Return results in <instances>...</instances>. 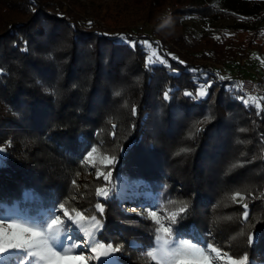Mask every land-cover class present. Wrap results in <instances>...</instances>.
Wrapping results in <instances>:
<instances>
[{
  "label": "trees",
  "instance_id": "1",
  "mask_svg": "<svg viewBox=\"0 0 264 264\" xmlns=\"http://www.w3.org/2000/svg\"><path fill=\"white\" fill-rule=\"evenodd\" d=\"M242 1L264 19V0ZM86 2L0 0V219L38 223L60 203L91 216L99 200L98 240L121 246L112 253L119 264H145L152 221L123 212L128 198L115 193L130 187L149 210L188 204L181 224L197 231L182 239L200 235L199 243L212 240L234 258L247 252L251 264L264 262V92L245 104L238 79L218 68L251 53L264 59L263 32L185 30L187 17L235 16L221 0ZM120 37L151 42L170 67L146 69L149 50ZM206 82L204 98L184 95ZM92 146L95 168L82 163ZM181 148L190 151L177 154ZM97 169H110L111 183ZM101 187L113 190L110 199L96 197ZM237 191L247 197L248 221L231 199ZM241 232L257 234L256 246Z\"/></svg>",
  "mask_w": 264,
  "mask_h": 264
},
{
  "label": "snow or ice",
  "instance_id": "2",
  "mask_svg": "<svg viewBox=\"0 0 264 264\" xmlns=\"http://www.w3.org/2000/svg\"><path fill=\"white\" fill-rule=\"evenodd\" d=\"M120 39L125 40L132 48H135L139 43L149 50L145 53L146 69H150L156 64L170 67L158 50L152 48L151 42L128 40L127 37H120ZM173 59L176 58L173 57ZM180 63H183V61H180ZM173 71L178 70L173 69ZM192 71L198 70L194 69ZM210 87L211 82H206L195 93L186 90L184 95L202 99L208 95L207 88ZM239 87L242 89V85ZM45 90L50 94L56 93L55 88ZM173 91L172 88L166 89L163 93V99L170 100ZM116 94L119 95L120 93L117 92ZM240 99L245 104L249 101L257 102L255 97H240ZM257 107H259L258 103ZM132 114L136 115L135 107L132 108ZM113 127L115 128V125ZM200 131L202 129H196V132ZM188 151L190 149L181 148L177 154ZM96 152L97 147L92 146L86 152L82 163L95 168L96 164L93 162L92 157ZM3 154L4 150L0 149V159L3 158ZM116 160L115 156L105 155L102 157V161H107L108 164L114 165ZM236 166L232 165V167ZM101 177L104 181L111 183V170L109 169L105 174L97 169L96 178L99 180ZM73 184L75 185L76 182L73 181ZM112 191L108 187H101L96 189L95 195L98 198L103 197L108 200L111 198ZM231 199L234 203L241 205L243 209L241 218L248 221L250 214L249 206L245 202L247 197L237 191L232 194ZM188 208V204L182 203L176 211L166 215L159 206H157V210L145 209V219H150L153 222L152 240L143 252L145 264H152L154 261L156 264H212L213 259L224 260L225 258L226 264H251L247 252L241 254L239 258H234L235 253L224 252L222 247H217L212 240L205 241L201 245L199 241L193 243L188 239H182L181 236L184 231L188 229H191L193 233L197 231L194 223L191 225L181 224V221L186 218L185 214ZM94 211L96 214L88 216L83 211H77L73 208L74 215H72L65 208V203H60L58 207H53L47 217L38 223L13 221L8 223L7 228H5L2 226L4 221L0 219V264H9V262H16V264H65L69 259H74L77 264H89V257L92 260L99 259L100 264H110L111 254L120 252L121 246L113 247L111 243L106 246L105 243L98 240V234L104 228V206L99 200L94 206ZM158 211L161 212V215L157 214ZM97 214L100 217L99 219ZM81 233L83 235H80ZM240 235L246 236L245 244L249 247L256 246L258 243L259 237L257 234L241 232ZM78 249L80 250L79 253H77ZM84 250L89 252V257L83 254ZM71 253H77V255L70 256ZM92 253H95V255H91Z\"/></svg>",
  "mask_w": 264,
  "mask_h": 264
},
{
  "label": "rangeland",
  "instance_id": "3",
  "mask_svg": "<svg viewBox=\"0 0 264 264\" xmlns=\"http://www.w3.org/2000/svg\"><path fill=\"white\" fill-rule=\"evenodd\" d=\"M60 1L66 4L68 0H60ZM79 1L82 2L83 4H87L86 0H79ZM190 1L196 3V2L208 1V0H190ZM221 1L226 3L231 8L235 16L215 17L211 19H199L197 17H187L183 19L185 30L190 31L192 33H199V32L225 29L228 32L236 33L237 37L242 38L245 37L246 35H249L248 31L250 29L257 28L263 32L262 37H264V19L260 17L261 14L260 13L258 14V12H256V9L253 8V6H251V3L249 1H242V0H221ZM257 3L259 6L261 5V2H257ZM248 56L249 57H245L244 59H241L240 61H237L233 64L222 65L219 66L218 68L222 70L225 76L234 77L238 79L237 84L238 86L242 85V89L240 87L239 88L246 96L254 97L256 94H261L262 92H264V59L260 58L255 53H251ZM254 88L257 89V91H254L253 90ZM115 193H117L118 197L126 196L128 198L127 201L129 202L122 201V204L119 203V207L123 212L132 215L133 209H135V211H137L138 218L143 219V221L145 222L149 220V219H145V215H146L145 209H147V207H145L144 204L142 203H137L136 193L132 190V188L125 187L120 190V188L116 185ZM161 204L162 203L160 201H156L153 207H156L157 205H161ZM152 210L155 209L152 208ZM163 212L166 215V214H170L173 211L164 209ZM157 214L161 215V212H158ZM61 218H63V216H61ZM8 223L11 222H4L2 226L7 228ZM152 227H153L152 222H149L147 227L148 230L149 229L151 230ZM186 232L188 234H191L192 231L191 229H188ZM80 235L83 234L81 233ZM197 238L198 239L193 243H196L197 241H199V239H202L200 235H197ZM79 252L80 250L78 249L77 253ZM77 253H71L70 256H75L77 255ZM83 254L86 257H89V252L87 250H84ZM91 255L94 256L95 253H92ZM111 257L112 259L110 261V264H119L113 258L112 254ZM94 262L100 263L99 259L92 260L89 257V264H93ZM13 264H16V262ZM65 264H77V262L74 259H69L65 262ZM212 264H226V258L224 260L213 259ZM260 264H264V262H261Z\"/></svg>",
  "mask_w": 264,
  "mask_h": 264
},
{
  "label": "built area",
  "instance_id": "4",
  "mask_svg": "<svg viewBox=\"0 0 264 264\" xmlns=\"http://www.w3.org/2000/svg\"><path fill=\"white\" fill-rule=\"evenodd\" d=\"M253 90H254V91H257V89H255V88H254ZM259 90H260V89H259ZM259 90H258V91H259Z\"/></svg>",
  "mask_w": 264,
  "mask_h": 264
}]
</instances>
